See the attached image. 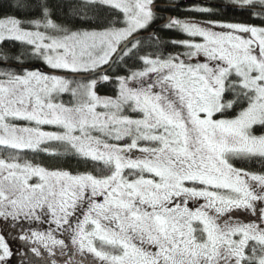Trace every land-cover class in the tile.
<instances>
[{
  "label": "snow or ice",
  "instance_id": "6c2138e0",
  "mask_svg": "<svg viewBox=\"0 0 264 264\" xmlns=\"http://www.w3.org/2000/svg\"><path fill=\"white\" fill-rule=\"evenodd\" d=\"M178 6L7 5L25 16H0V264H264V0L182 9L260 25L158 11Z\"/></svg>",
  "mask_w": 264,
  "mask_h": 264
},
{
  "label": "trees",
  "instance_id": "16d2710c",
  "mask_svg": "<svg viewBox=\"0 0 264 264\" xmlns=\"http://www.w3.org/2000/svg\"><path fill=\"white\" fill-rule=\"evenodd\" d=\"M184 1H188L186 4L180 6V7H176V8H171V9H164V8H160L158 9V11H164L167 12L169 14H171L173 17L176 18H180V19H184V18H188V17H198L202 20H208V19H213V20H229V21H233V22H243V23H249V24H255V25H260L261 21L259 19H253L250 14L246 11H242L239 9H233V8H220V15H213V16H206V15H200L198 13L195 12H189V11H184L182 9H187L189 8L191 5L193 4H208L209 2H211L214 5H220L222 3L225 2V0H179V3H182ZM14 0H0V3H3L5 5V8L3 11H0V16L3 15H14L17 17H21L23 18L25 16L24 12L21 11H13L11 8H8L7 5L13 3ZM156 2L158 4H162L165 2V0H156ZM171 2L173 4L176 3V0H171ZM236 7V6H235ZM159 23V22H158ZM161 35L164 38H175V39H186L187 36H185V34H181L178 30L177 31H163L161 33ZM17 49H19V46H16ZM171 50V49H169ZM39 63H33L32 65L29 66H33ZM109 75H111L112 73H108ZM123 74V73H120ZM114 89H115V85L112 83H108V82H102L101 84H99L97 86V91L98 94L106 96V95H114ZM65 100H68L69 97L67 95L64 96ZM257 133H259L261 131V129L259 127H257L256 129ZM50 149L53 151H62V149L59 148L58 145H49ZM0 155L3 156H8L10 155L9 152H4V151H0ZM27 157L29 159H32V154L28 153ZM35 162L37 163H41L43 166L49 167V168H55V167H61V168H66L69 170H79V171H84L85 166L78 161L75 158H71V157H65V156H61L60 158H56L55 156H51L45 153H40L39 155L35 156ZM237 166H246V167H252L253 170H258L260 165L257 162L254 166L252 164L249 165H240L238 164ZM89 169H90V165H89Z\"/></svg>",
  "mask_w": 264,
  "mask_h": 264
},
{
  "label": "rangeland",
  "instance_id": "374dc122",
  "mask_svg": "<svg viewBox=\"0 0 264 264\" xmlns=\"http://www.w3.org/2000/svg\"><path fill=\"white\" fill-rule=\"evenodd\" d=\"M188 18H191V17H188ZM192 18L200 19V18H198V17H192ZM201 20H202V19H201ZM185 36H186V35H185ZM187 38H188V37H187ZM99 95H100V94H99ZM101 96H103V95H101ZM46 130H52V129H50V128H48V127L46 126ZM33 182H35V181H33ZM237 217H238V218H241V216H237ZM37 227H39L40 230H45V229H47L49 226H48V225H43V226H39V225H37ZM9 243H10V246H11L13 249H17V248H19V247L21 246V244H22L21 241L11 239L10 237H9ZM12 264H19V258H18V257H13V258H12Z\"/></svg>",
  "mask_w": 264,
  "mask_h": 264
},
{
  "label": "flooded vegetation",
  "instance_id": "af4514ba",
  "mask_svg": "<svg viewBox=\"0 0 264 264\" xmlns=\"http://www.w3.org/2000/svg\"><path fill=\"white\" fill-rule=\"evenodd\" d=\"M236 216H241L239 219L245 222L256 219L255 217H252L249 212L243 210H237Z\"/></svg>",
  "mask_w": 264,
  "mask_h": 264
},
{
  "label": "water",
  "instance_id": "95a60500",
  "mask_svg": "<svg viewBox=\"0 0 264 264\" xmlns=\"http://www.w3.org/2000/svg\"><path fill=\"white\" fill-rule=\"evenodd\" d=\"M188 1H184V2H182V3H179V6L178 7H180V6H182V5H184V4H186ZM173 8H176V7H173ZM228 8H233V9H239L237 6L235 7V6H229ZM240 10V9H239ZM169 14V13H168ZM171 15V14H170ZM172 16V15H171ZM30 67H43V65H41V64H36V65H33V66H30ZM45 70L46 71H49L48 69H46L45 68Z\"/></svg>",
  "mask_w": 264,
  "mask_h": 264
}]
</instances>
